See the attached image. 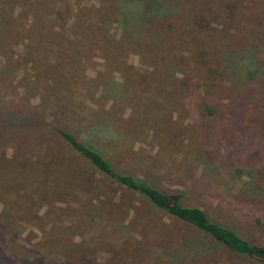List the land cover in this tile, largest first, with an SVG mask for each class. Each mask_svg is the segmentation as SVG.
Wrapping results in <instances>:
<instances>
[{"label":"rangeland","instance_id":"1","mask_svg":"<svg viewBox=\"0 0 264 264\" xmlns=\"http://www.w3.org/2000/svg\"><path fill=\"white\" fill-rule=\"evenodd\" d=\"M218 3L0 0V264H261L55 132L264 244V40L244 19L194 23Z\"/></svg>","mask_w":264,"mask_h":264},{"label":"trees","instance_id":"2","mask_svg":"<svg viewBox=\"0 0 264 264\" xmlns=\"http://www.w3.org/2000/svg\"><path fill=\"white\" fill-rule=\"evenodd\" d=\"M139 0H134V2ZM256 7L264 2L249 0ZM241 6V7H240ZM244 0H219L216 9L206 5L203 11L199 10L194 23L200 28H208V22H229L244 19L249 25H255L252 31L258 33V39H264V24L256 23L259 17L257 9L247 11ZM251 14L253 16H251ZM207 25V26H205ZM201 51V50H200ZM203 55V52L201 51ZM203 56L200 57V59ZM205 60V59H204ZM202 60V61H204ZM239 61V60H238ZM198 84V82H196ZM55 132L72 150L85 158L94 168L104 176L111 178L113 182L122 188L138 193L150 200L156 207L170 216L194 226L199 232L211 239L219 248L226 249L229 253L264 264V244L240 235L236 230L227 225L213 221L205 212L197 206L183 205L180 201L181 194L178 191L164 193L158 188L148 184L143 179L134 177L128 173H120L111 170L107 159L99 155L88 143L80 140L75 135L62 128H56Z\"/></svg>","mask_w":264,"mask_h":264}]
</instances>
